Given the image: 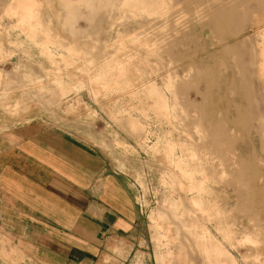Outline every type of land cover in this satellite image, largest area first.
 I'll list each match as a JSON object with an SVG mask.
<instances>
[{
    "label": "rangeland",
    "instance_id": "1",
    "mask_svg": "<svg viewBox=\"0 0 264 264\" xmlns=\"http://www.w3.org/2000/svg\"><path fill=\"white\" fill-rule=\"evenodd\" d=\"M44 132L129 186L127 264H264V0H0V150Z\"/></svg>",
    "mask_w": 264,
    "mask_h": 264
},
{
    "label": "crops",
    "instance_id": "2",
    "mask_svg": "<svg viewBox=\"0 0 264 264\" xmlns=\"http://www.w3.org/2000/svg\"><path fill=\"white\" fill-rule=\"evenodd\" d=\"M136 218L102 153L50 132L0 150V234L14 264H127Z\"/></svg>",
    "mask_w": 264,
    "mask_h": 264
}]
</instances>
